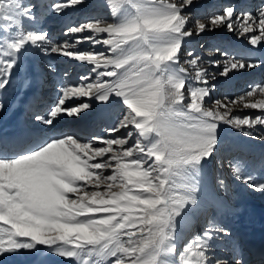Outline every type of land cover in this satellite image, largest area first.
I'll use <instances>...</instances> for the list:
<instances>
[{
    "label": "snow or ice",
    "instance_id": "6c2138e0",
    "mask_svg": "<svg viewBox=\"0 0 264 264\" xmlns=\"http://www.w3.org/2000/svg\"><path fill=\"white\" fill-rule=\"evenodd\" d=\"M89 2L56 0L53 7L60 13L79 10ZM105 2L115 16L124 0ZM34 7L22 0H0V28L17 30L9 45L11 53L0 59V90L11 84L18 67L16 53L31 44L45 55L91 64L95 73L94 79L81 76L78 86H62L46 115L33 113L37 124L50 126L62 113L78 116L89 109L88 103L66 106L78 97H94L105 104L115 98L125 110L108 129L117 136L104 139L106 146L102 147L93 146L97 138L81 141L73 134L44 137L30 132L27 142L0 138V260L10 252L32 247L22 242V238H30L56 245L67 258L92 250L107 264H157L152 253L169 239L166 226L189 205L201 201L203 206L219 204L218 193L227 190L223 180L213 189L189 175L184 194H175L169 187L173 169L190 166L198 175L203 163L224 151L222 125L246 128L244 136L264 141V83L251 84L239 96L217 99L215 108L206 107L214 86L209 84L208 70L201 66L204 58L184 45L193 38L226 30L245 37L252 48H264V0L255 12L225 3L203 16L188 15L189 9L197 7L196 0H148L138 8V16L126 23L86 16L83 23L69 24L63 34L73 40L63 43H53L42 31L19 30L25 18H35ZM165 37L168 41L161 42ZM139 38L157 44L149 50H125L124 46ZM83 43L92 48L79 50L77 46ZM96 45L105 46L106 51L96 50ZM185 53L187 59L182 60ZM207 56V63L223 77L264 68V56L232 54L219 43L208 44ZM211 75L214 79L216 74ZM237 104L258 110V114L233 116ZM129 128L134 131H127V138L119 135ZM134 135L136 139L130 143ZM97 157L107 158L92 163ZM107 170L111 174L106 175ZM233 174L264 191V182H255L239 168ZM214 231L222 229H207L203 238L197 237L185 248L181 264H210L206 241ZM216 264L228 261L220 259Z\"/></svg>",
    "mask_w": 264,
    "mask_h": 264
},
{
    "label": "bare ground",
    "instance_id": "6f19581e",
    "mask_svg": "<svg viewBox=\"0 0 264 264\" xmlns=\"http://www.w3.org/2000/svg\"><path fill=\"white\" fill-rule=\"evenodd\" d=\"M229 1L233 2L238 0H211V2L215 3L217 7L220 5L219 3L225 4ZM22 2L28 5H35L33 9L35 18H25L24 25L22 24L25 30H23V26L19 30L42 31L48 34L49 39L53 43H63L65 40H68L70 42L73 40L72 37H66L63 34L65 31H67V27L69 24L75 25L83 23L86 16L89 18L95 17L97 19H104L110 23H126L138 16V8L147 4L148 0H124V2L116 9L115 16H113L105 0H90V2L86 4L84 8H81L79 10L69 9L60 13H56L55 8L53 7L56 0H22ZM171 2L179 3V0H171ZM241 2L242 1H240L238 4L240 8L242 7L241 9H244L245 5H242ZM257 2L258 0H249L248 3L251 4H246V9H248L249 7L255 9V4ZM196 3L197 7L192 8L195 11H205V14H210L214 12V10L217 11V9H214L216 7L212 9V12L207 10L208 6L211 5L210 0H196ZM97 5H102V7H98ZM254 9L248 10L255 12ZM224 31L225 30L217 32H220L223 35L236 37L238 40L248 44V40L245 37L230 32L224 34ZM16 35L17 30L10 29L9 31L5 32L2 28H0V59H4L6 57V54L11 53L12 50L10 49L9 45L14 42V38L16 37ZM214 37L216 38L215 35ZM102 38H106V34H102ZM201 38L202 37L198 38V40ZM168 39V37H165L161 42H167ZM216 39L217 41H220V38ZM56 40L58 42H56ZM203 40L204 41L201 42L197 41V44L198 42L200 43L198 45L196 44L197 48H195L196 51L201 54V56L207 54L208 44L212 42V40L210 41L209 34L204 35ZM47 42L48 41H45V43ZM225 43L229 45V48H231V52H233L232 54L247 52L252 58L264 56V52H262L264 51V48L251 47L252 49H246L236 42H229V40L227 39L224 40V44ZM131 44V46L129 44L130 47L125 48L126 51L131 52L133 50L139 49L149 50L150 47L157 44V41H153L151 39L145 41L143 38H139L136 41H132ZM199 45H204V47L201 48L199 47ZM193 46L190 45V41H188L184 45V48H194ZM77 47L79 50H90L92 48L89 43H83L78 45ZM225 49L227 48L225 47ZM96 50L106 51V47L102 45H96ZM53 55L55 57H50L52 56V54L45 55L44 51L40 47L32 46L31 44L25 45L19 53H16L18 67L12 75L11 84L6 88V90L0 91V103L4 104V108L0 109V131H2L3 133L10 129L11 131H13L14 118L24 117V119L29 121L30 125L29 129L26 131V135L21 138L24 139L25 142L30 139L28 137V133L30 132H40L43 133L44 137H50L55 135L58 136V134H62L61 132L66 131L69 134H73L80 140H85L83 139L84 137H87L86 139L90 137L95 138L98 135L96 141L101 143L99 144L100 146H103L104 144L102 143V141L104 139L117 136L116 133H110L108 129L116 122V120L119 119L117 115H122L124 113L125 106H123L118 99L114 98L110 103L105 104L94 97L85 96L72 98L67 101V107L88 103L90 104V108L85 110L78 116H71L72 120H68V117L70 116L62 113L56 118L57 121L55 120L56 123H58H53L50 126H41L32 119L33 113L36 111L40 112L41 114H47V108L54 104L55 99L58 95H60L59 90L62 86H78L81 83L80 77L83 75H89L87 74V71L92 70V68L94 67L93 65L86 62H79L67 57L55 54ZM203 58L206 62L209 59L207 55ZM183 59H187L186 53L182 57V60ZM206 62L202 63L201 66L207 69L209 74H212L215 71L219 70L209 65L208 63L206 65ZM49 64L52 66L51 68L48 66ZM259 69L260 68L251 70L250 76H248V74L243 76L242 78L240 77L242 76V74H245V70H243L242 72H236L230 77H223L225 78V81L221 76V78L217 79V81L215 82V86H219L221 82L222 85L226 84L227 90L225 95L231 96L232 88L239 86V83H244L245 85L249 86L254 83H262V81L264 83V79L260 80V73H258ZM69 70L73 71L72 77L63 75L64 71L68 72ZM59 71H61V73ZM91 77L94 79L95 73H93V76ZM28 80H31V84H28L26 86V81ZM44 88L55 94V97H53V95H50L47 96V98H43V96L40 95V91ZM7 89L9 90L7 91ZM56 89H58V91H55ZM241 93L242 92L240 90L235 91L236 96ZM37 96L38 99L35 100ZM28 99L29 102L26 103ZM219 99L222 100L223 97H220ZM33 101L34 103H30ZM109 110H111V122L109 126L101 127L100 129H98L101 126L100 124L102 122L100 119L104 118V122H102L104 124ZM238 111H242L245 113L255 111L258 114V110L244 109L239 104L233 106L232 112ZM116 113L117 115H115ZM70 122L72 123L70 124ZM59 125L68 126L63 129V126L59 128ZM239 130V128L232 127L230 125L221 126L220 139L224 144V151L222 152L223 155L221 156L224 157L227 160V163L231 164L233 168H239L245 176L252 178L257 183L264 182V166L263 168L257 167L256 164L251 161L250 166L246 167V165L244 164V160L242 161V157L244 158L245 155L253 153L252 155L257 158L256 162L260 163L264 158V141H261L258 138L246 137L242 135L241 131ZM97 131H99V133ZM127 131L134 130L131 128H129L128 130H121L119 135L122 137L124 136L125 138L127 137ZM257 131H259V129H257ZM134 138L135 135L131 138L130 143L134 140ZM4 139L8 138L5 137ZM232 139L237 141L238 143H241L238 144L232 141ZM93 146L98 147L97 144H94ZM236 151L240 153V156L236 159H233L231 155ZM218 156L221 157L220 155ZM97 158L91 162H96L98 160ZM209 160L208 162H206V164L204 163L201 165L198 175L196 174L195 169L189 168L190 166H181L180 170L182 173H184L183 176L180 177L175 174L173 176L171 175V177L169 178V187L171 188L172 192L175 194H184L183 185L188 183L187 177L189 175H194L195 179L201 186H210L211 188L215 189V181L213 182L211 177V161ZM262 162H264V160ZM246 168L250 169L246 171ZM257 168L261 169L258 171ZM108 171L109 170H107L105 174ZM240 187L241 186L238 185V187L235 188L236 193L231 200L224 198L219 192V204L203 206V203L201 201L196 206L189 205L184 210H182L181 215L176 216L172 225L170 226V236L172 239H170L166 245V248L167 250H169V252L158 251L156 253H152V255L156 256L157 264H181V255H176V253L170 251V249H174L176 247V238L178 236L187 237V234L191 232L192 225L198 223V218L200 216H203L205 213L208 214L211 209L214 213H211L212 217L209 228L215 227L222 229V231L212 232L210 234V239L206 241L207 255L210 257V262H212L215 257L220 255L223 256L224 260L228 261V264H235L236 260H239L240 264H255L256 260H250L248 257L252 252L255 254H259V249H261L264 244V206H261V204H264V191L254 190V192L257 193L255 194V197H253L252 195H248L243 188L240 190ZM103 190L104 189L101 188V191ZM202 225L203 224H201L200 226ZM203 237L204 235L201 236V238ZM234 245L236 249H238V252L234 251ZM32 246L36 248L35 252L30 253L32 248L27 250H25V248H21L22 250H18L17 256L15 258L13 253L12 256H6L2 260H0V264H16L20 262H22L20 264H51L50 262H52L55 256L52 258V260H50V257L52 256H49V254L47 255L45 253L46 250H42V246ZM39 250H41L42 253L38 255L37 253L39 252ZM8 258H10L11 260H9ZM33 259L37 261L33 262ZM62 260L57 257L54 259L52 264H58V262L61 264H63L62 262L71 264L74 262V260L70 259H68V261Z\"/></svg>",
    "mask_w": 264,
    "mask_h": 264
},
{
    "label": "rangeland",
    "instance_id": "374dc122",
    "mask_svg": "<svg viewBox=\"0 0 264 264\" xmlns=\"http://www.w3.org/2000/svg\"><path fill=\"white\" fill-rule=\"evenodd\" d=\"M240 1H242L241 2V4L242 5H245V7H244V9H246L247 8V6H246V4H251V3H248V1L249 0H238V1H229V2H227V3H234V4H238ZM257 1V0H256ZM260 2L261 1H259L258 0V2L255 4V3H253V4H255L256 6L258 5V4H260ZM210 6H208V8H207V10H209L210 12H212V9L214 8V7H216V8H214V9H219L220 8V6H222L224 3H219L220 5L217 7L216 5H215V3H213V2H211V0H210ZM239 5V4H238ZM256 6H255V9L254 8H251V7H249L248 9H254V10H256ZM252 7H253V5H252ZM242 8V7H241ZM247 9V10H248ZM56 11V10H55ZM215 11V10H214ZM56 13H57V11H56ZM205 14V11H195L194 9H191V10H189V12H188V15L189 16H192V15H198V16H203ZM50 15H52V14H50ZM22 24L24 25V20H23V22H22ZM22 25V26H23ZM23 28V30H25V28H24V26L22 27ZM228 32L225 30L224 31V34H227ZM214 35L216 36V38H220V41H217V39L214 37ZM209 37H210V40H212L213 38V40H212V43H220V46L221 47H223V48H227L226 50L228 51V52H230V53H233V52H231V48H229V45L228 44H224V40H229V42H236V43H238L240 46H242V47H244V48H246V49H252L251 48V46H249L247 43H244V42H242V41H240V40H238L236 37H232V36H230V35H223V34H221L220 32H213V33H209ZM197 41H204L203 40V36H202V38L201 39H199L198 40V38H194V39H192V40H190V45H195V46H193L194 48H197V45L200 43V42H198V44H197ZM56 42H58L57 40H56ZM222 43V44H221ZM130 44V46L132 45L131 44V42L129 43ZM129 44L127 45V46H124L125 48L126 47H130L129 46ZM197 44V45H196ZM231 46V45H230ZM233 49V48H232ZM80 50H82V49H80ZM262 52H264V51H262ZM207 55V54H206ZM206 55H204V56H206ZM204 56H202V57H204ZM50 57H55L54 55H52V56H50ZM204 62H206L204 59H203V62L202 63H204ZM206 65H207V62L205 63ZM204 64V65H205ZM264 71V68H260L259 69V72L258 73H260V71ZM72 70H69L68 72H66V71H64L63 72V75H65V76H69V77H72L73 76V71L71 72ZM249 71V72H248ZM60 73H61V71H59ZM250 72H251V70H245V74H242V76L240 77V78H242L243 76H245V75H248V76H250ZM86 73V72H85ZM216 75H215V78L213 79L212 78V75L211 74H209V84H210V86L211 85H213V86H215V82L217 81V79H219V78H221V76L219 75V70L218 71H215L214 72ZM257 73V74H258ZM87 74H89L90 76H93V72L91 71V70H89V71H87ZM213 74V73H212ZM260 74H262V77L264 78V73H260ZM63 78V77H62ZM222 78H223V76H222ZM223 80L225 81V78H223ZM78 83H80V82H78ZM190 83H194L193 81H190ZM240 85L239 86H237V87H233L232 88V91H231V96L232 97H236V95H235V91L236 90H240L242 93H244V92H246V90L248 89V87H249V85H245L244 83H239ZM247 84V83H246ZM187 87V86H186ZM226 84H224V85H222V82L220 83V85L219 86H215L214 87V89H213V91L211 92V94H210V96L209 97H207L206 98V107H209V108H215L216 107V101L215 100H217V99H219L220 97L222 98V97H224V95H225V93H226ZM55 91H58V89H56ZM51 95H53V97H55L54 95L55 94H53V93H51ZM50 96V95H49ZM43 98H47V97H43ZM43 98H41V99H43ZM56 100V99H55ZM55 103V102H54ZM50 105V104H49ZM112 110V109H111ZM111 110H109V112H108V114H107V116H106V121H105V123L103 124L102 122H104V118H101L100 120L102 121L101 122V126L98 128V129H100L101 127H107V126H109V124H110V122H111ZM41 112H43V111H41ZM247 113H248V116H252V115H256L257 114V112H242V111H238V112H232V115L233 116H238V117H244V116H247ZM115 115H117V113L115 114ZM117 117H121V115L120 114H118L117 115ZM72 117L70 116V117H68V120H72L71 119ZM57 121V120H56ZM56 121H54L53 123L54 124H57L56 123ZM72 122H70V124H71ZM60 126V125H59ZM58 126V127H59ZM63 125H61V127H62ZM65 126V125H64ZM67 126V125H66ZM233 127V126H232ZM59 129V128H58ZM63 129H64V127H63ZM62 129V130H63ZM240 129V128H239ZM61 130V131H62ZM97 130V129H96ZM244 130H247L246 128L245 129H240L239 131H241V134L243 135V131ZM98 133H99V131H97ZM62 134H69L68 132H66V131H64V132H61ZM124 137V136H123ZM86 138L87 137H84L83 139H85L86 140ZM93 137H90V139H92ZM125 138H127V137H125ZM136 138V137H135ZM135 138H134V140H135ZM89 139V138H88ZM102 140V139H101ZM133 140V141H134ZM82 141V140H81ZM232 141H234V142H236V143H238L237 141H235V140H233L232 139ZM98 141H96V143L95 144H97L98 145V147H102V145L100 146L99 144H101L100 142H98ZM241 143V142H240ZM240 143H238V144H240ZM104 146V145H103ZM94 147H96V146H94ZM220 156L221 155H223L222 153L221 154H219ZM232 158L233 159H236L237 157H239L240 156V153H238V151H236V152H234L232 155ZM249 156V155H248ZM107 157H99V158H97L98 160L96 161V162H98V161H101L102 159H106ZM222 158V157H221ZM220 158V159H221ZM253 155L251 154V156L248 158H243L242 157V161H243V159H245V165H248V163H250V161H252L253 160ZM225 158L223 157V160H224ZM257 159V158H256ZM223 160H219L218 159V157H216V158H212V159H210L209 161H211L210 162V164H211V172H212V175H211V177H212V180H213V182H214V184H215V186H217V187H219V185H218V183H216V182H218L219 180H218V176H217V174L219 175V176H222L223 174H224V171L227 169V166L228 165H225V164H223V163H225ZM254 160H255V158H254ZM219 161V162H218ZM208 162V161H207ZM93 163H95V162H93ZM254 163H256V166H257V164L259 163H257L256 162V160H255V162ZM204 164V163H203ZM206 164V163H205ZM260 164L261 165H258V166H262V163L260 162ZM231 165V164H230ZM189 167V166H188ZM201 167V166H200ZM246 167H248V166H246ZM189 168H191V167H189ZM263 168V167H262ZM181 168L179 167V168H175V169H173V174H172V176L173 175H175V174H177L178 176H183V174L184 173H182L181 172V170H180ZM258 169V168H257ZM233 168L230 170V172L227 174V176H226V178L225 179H223V181H224V185L226 186V191H224V190H221V192H220V194L224 197V198H226V199H228V200H231L232 198H233V196H235V188H237L238 187V185L239 186H241L240 187V190L243 188L244 189V191H246V193L248 194V195H252L253 197H255V194L257 193H255L254 192V190H256V188L252 185V183H244V182H242L240 179H237L235 176H234V174H233ZM246 170H249V169H247L246 168ZM182 174V175H180V174ZM107 174H111V170H109L107 173H106V175ZM221 180V179H220ZM236 182V183H235ZM235 185V186H234ZM114 191H118V189H114ZM69 196H70V198H75L74 197V195H72V194H69ZM261 204V203H260ZM261 206H264V204H261ZM255 208V207H254ZM190 210V209H189ZM169 211H171V209L169 210ZM211 213H214L213 212V210L211 209L210 210V212L207 214V213H205L203 216H200L199 218H198V223H196V224H193L192 225V229H191V232H189L188 234H187V237L185 236V237H181V236H178L177 238H176V247L174 248V249H176V251L174 252V253H176V255H183V250L185 249V248H187L191 243H193V241L197 238V237H199V238H201V236H203V235H205V231H206V229H209V226H210V224H211V217H212V214ZM100 214H97V216H99ZM176 218V217H175ZM174 218V219H175ZM80 219H83V217H80ZM162 219H164L163 217H162ZM174 221V220H173ZM173 221L169 224V225H167L166 226V231H167V233H168V236H169V239L168 240H166L165 241V243L161 246V249L159 250V252H169V250H167V248H166V245H167V243L169 242V240L170 239H172L171 238V233H170V226L172 225V223H173ZM201 224H203L202 226H200ZM200 226V228H199V226ZM162 227H165V225H163L162 224ZM204 229H203V228ZM184 238V239H183ZM123 239H127V237H123ZM22 242L23 243H31L32 245H34L35 247L37 246H42L41 248L42 249H44V250H46L45 251V253L48 255L49 254V256H52V257H50V260H52V258L54 257V259L55 258H59L60 260H62V261H68V259H70V260H74L75 258L76 259H78V260H75V264H86L87 262V264H107V262L106 261H102L100 258H99V256L97 255V253L95 252V251H92V250H88V251H83V250H81V251H79L78 252V255L74 258V259H72V258H67V257H63L62 255H60V249H59V247H57L56 245H39V244H34L31 240H30V238H28V239H24V238H22ZM208 244V243H207ZM220 244H221V242H220ZM221 246V245H220ZM219 246V247H220ZM32 248V250L30 251V253H32V252H35L36 251V248H34L33 246L32 247H30V248H25V250H27V249H31ZM223 249V248H222ZM20 250H22L21 248H20ZM49 251V252H48ZM14 253V258L17 256V253H18V251H13V252H10L7 256H12V254ZM222 253V252H221ZM220 258L221 259H223V256H220V255H218L217 257H215V259H213V261L211 262V264H216V261L217 260H220ZM9 260H11L10 258H8ZM54 259L52 260V262H50L51 264L53 263V261H54ZM37 260H35V259H33V262H36ZM79 261V262H78ZM29 262V261H28ZM20 263H22V262H20ZM20 263H16V264H20ZM26 264H29V263H26ZM158 264H160V263H158Z\"/></svg>",
    "mask_w": 264,
    "mask_h": 264
},
{
    "label": "clouds",
    "instance_id": "9594fccd",
    "mask_svg": "<svg viewBox=\"0 0 264 264\" xmlns=\"http://www.w3.org/2000/svg\"><path fill=\"white\" fill-rule=\"evenodd\" d=\"M160 226L162 227V224ZM210 264H211V262H210Z\"/></svg>",
    "mask_w": 264,
    "mask_h": 264
}]
</instances>
